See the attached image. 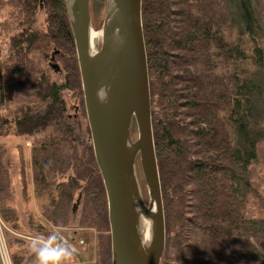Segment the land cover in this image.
I'll use <instances>...</instances> for the list:
<instances>
[{
    "label": "trees",
    "instance_id": "16d2710c",
    "mask_svg": "<svg viewBox=\"0 0 264 264\" xmlns=\"http://www.w3.org/2000/svg\"><path fill=\"white\" fill-rule=\"evenodd\" d=\"M92 2L101 14L104 0ZM41 10L45 30L38 23ZM263 10L264 0L141 1L165 223L161 264H264V214L251 210L256 151L247 122L261 89L253 77L234 70L248 64L264 72ZM50 47L71 62L66 80L58 84L39 67ZM70 89L82 101L64 0H0V130L6 121L9 134L32 140L35 191L46 197L52 222L66 220L65 208L58 213V198L80 195L83 218L108 230L106 194L89 132L78 149L77 131L63 118L62 93ZM5 153L2 144L0 159ZM67 170L71 175L59 184L54 174ZM9 193L0 161V218L20 231ZM4 235L11 252L14 243L20 245L7 231ZM107 259L109 254L100 264Z\"/></svg>",
    "mask_w": 264,
    "mask_h": 264
},
{
    "label": "water",
    "instance_id": "95a60500",
    "mask_svg": "<svg viewBox=\"0 0 264 264\" xmlns=\"http://www.w3.org/2000/svg\"><path fill=\"white\" fill-rule=\"evenodd\" d=\"M141 1L106 0L102 26L94 30L90 0H64L94 159L106 194L111 264H161L165 249ZM101 89L108 92L107 103L98 99ZM133 121L135 141L131 138ZM137 157L147 202L135 173ZM79 200L80 195L73 212ZM144 219L147 235L140 225Z\"/></svg>",
    "mask_w": 264,
    "mask_h": 264
},
{
    "label": "rangeland",
    "instance_id": "374dc122",
    "mask_svg": "<svg viewBox=\"0 0 264 264\" xmlns=\"http://www.w3.org/2000/svg\"><path fill=\"white\" fill-rule=\"evenodd\" d=\"M105 4L106 0H104V6L102 13L100 14L99 11H95L94 8V2H92V6L90 9V19L91 24L94 28V30H99L103 23L104 18V10H105ZM96 5V4H95ZM40 14H38V23L41 26L43 30L46 28V22H45V15L44 12L41 10L39 11ZM260 18L263 21L264 24V10L262 14H260ZM101 46V39L98 40V48ZM56 47H50L48 50L44 51L45 53L44 57L40 58L39 56V67L42 69L45 77H48L50 81H54L57 84L61 83L62 81H65L68 75V66L71 65V62L68 61V56H60L58 55L54 58L53 61H50V58L52 54L54 53ZM63 55V54H61ZM57 65L60 69L59 72H56L54 68H51L49 64ZM234 70L240 74L241 76H247L250 75L253 77V79L257 82L261 89V96L257 98L255 101H253V110L252 113L248 119V133L250 137V141L254 142L255 144V151H256V161L251 165V179L253 183V187L255 189V195L251 197V210L253 211H259L262 214H264V72H260L256 69H253L249 67L248 64L237 66L234 68ZM79 72V70H78ZM80 89H81V95H82V88H81V81H80ZM62 99L66 104L67 107V114L73 116L74 111L73 108L75 106H80V109L84 111V115H80L77 120H73L72 126L76 129L77 133V140H78V149H81L82 145L85 142L86 134L85 132L88 130V123L86 119V113L84 108V102H83V95H82V101L80 99L79 93L74 92L73 89H70L68 92L62 93ZM12 130L9 128V126L3 127L1 126L0 130V141H2V138H5L8 136L9 142L3 144L6 152H10L11 149H17L20 148V153L23 157V149L25 148V141H29L30 144L27 142V147L32 149V140L24 139L23 137H20V142L15 143L13 140V136H16L14 133H10L9 131ZM53 129L47 130L44 134V136L49 135V133L52 132ZM8 134V135H7ZM90 135V133H89ZM41 136V135H40ZM2 137V138H1ZM131 138L133 141L137 139V128L136 124L133 121L131 124ZM23 141V142H22ZM31 146V147H30ZM19 152V151H18ZM31 169V167H30ZM21 171L23 173L25 172V168H21ZM29 175H32L33 172H28ZM135 173L137 177V181L139 184L140 192L142 195V198L145 202L148 201V193L146 186L144 184L143 175L140 167L139 158H136L135 161ZM55 178L58 181L59 184H62L66 181V177L71 175V171L67 170L64 174L61 175V173L56 172ZM28 177L22 176V184L24 186V189L22 190V193H25L26 195L23 197H19L18 194L15 193L16 189H18V183L12 184L10 186V193H9V203L10 206L15 207H21V205L27 204V203H34L35 206H37V209H33L32 211H26L24 214L27 218L24 225H18V230L20 231H13L9 227H5L7 231V234L11 236V239H18V241H22V239L19 240L18 237H16V234H19L21 236H36L39 235V232H45L46 234L51 232L54 228L57 226H64L66 229L64 231L65 237L78 249V254L75 258L74 264H100L102 260L108 257L109 254V264H111V244H110V234H109V225L108 230L104 229L102 225H93L91 223V220H88L86 218H83V214L86 212L85 210V204L79 200V204L75 211L73 212V205L76 203V195L73 197L71 201H67L65 198L61 197L57 200L58 205V213L65 208L67 211L66 220H60L59 222H49L52 220V214H50V208L48 207L47 199L45 196H39L36 194L35 191V182L34 178L33 185H34V192L33 194L27 193V184L30 183L31 178H29V182L27 181ZM44 208L45 212H42L41 210ZM16 209V208H15ZM21 212L20 209H16V212ZM88 212V211H87ZM27 213H30L28 215ZM19 214V213H18ZM32 214V215H31ZM62 214V212H61ZM20 216V214L18 215ZM87 217H91L89 212L87 214ZM44 218L48 219L49 221H45ZM52 223H55L52 225ZM95 223V222H94ZM99 224V223H98ZM5 230V231H6ZM18 232V233H17ZM109 237V243L107 244V238ZM6 238V237H5ZM27 241V240H25ZM17 246L16 243L12 245V247ZM28 247V246H27ZM13 250V248H12ZM109 250V252H108ZM30 254V251L29 253ZM33 257V255L31 254ZM106 260V261H107ZM108 261L106 264H108Z\"/></svg>",
    "mask_w": 264,
    "mask_h": 264
},
{
    "label": "crops",
    "instance_id": "0c3cea01",
    "mask_svg": "<svg viewBox=\"0 0 264 264\" xmlns=\"http://www.w3.org/2000/svg\"><path fill=\"white\" fill-rule=\"evenodd\" d=\"M8 124H9L8 122L3 121L1 126L6 127ZM8 140H9L8 136H6L5 138H2V141H0V145L8 143L9 142ZM13 140L15 143H18V142H20L19 141L20 137L13 136ZM27 142L30 144V142L28 140L24 142L25 148H24V153H23V157H24V160L26 162V168H25L26 173H23L21 171L20 157H19L20 153L18 152L19 149L18 150L16 148L11 149L10 152H6L5 154H2V158L0 159L1 165L5 171V174H6V179L9 182V192H10L11 182H12V184L18 183V189H16L15 193L18 194L19 197H20V194L22 193V190H21V187L23 186L22 176L23 177L26 176V178L28 177V180L26 179L28 182H29V178H31L30 183L27 184V182H26V185L28 186L27 187L28 196H29V194H33V192H34V185H33L34 182L32 180L33 173H32V175H29V173H28V172H32V167H31V149L26 146ZM30 167H31V169H30ZM12 207L14 209L15 208L18 210L20 209V211H21V212L18 211V213L20 214V216H18L19 220L17 221L18 225H24L25 224V221L27 220V218H26L24 213L26 211L29 212V211H32L33 209H35V210L37 209V206H35L34 203H27V204L23 203L20 208L15 207L13 205H12ZM27 214L30 215V213H27ZM44 220L49 221L46 218H44ZM49 222H51V220ZM53 224H55V223H52V225ZM6 231H8V230H6ZM47 234H49V232ZM14 235H16V237H18L19 240L22 239L23 242L20 241V245L19 244H17V246L14 245L12 252L9 250L11 255L14 254L13 264H33L34 256L32 257L31 253L30 254H28V253H29V244L31 242V238L34 236H28L27 235L24 237V236H21V235L16 234V233ZM25 240H27V241H25ZM15 255H17L18 257ZM15 261H16V263H15Z\"/></svg>",
    "mask_w": 264,
    "mask_h": 264
},
{
    "label": "clouds",
    "instance_id": "9594fccd",
    "mask_svg": "<svg viewBox=\"0 0 264 264\" xmlns=\"http://www.w3.org/2000/svg\"><path fill=\"white\" fill-rule=\"evenodd\" d=\"M101 103H107L108 92H98ZM66 229L60 225L47 235L31 238L29 251L34 256L33 264H74L78 249L63 234ZM0 264H13L6 238L0 233Z\"/></svg>",
    "mask_w": 264,
    "mask_h": 264
},
{
    "label": "flooded vegetation",
    "instance_id": "af4514ba",
    "mask_svg": "<svg viewBox=\"0 0 264 264\" xmlns=\"http://www.w3.org/2000/svg\"><path fill=\"white\" fill-rule=\"evenodd\" d=\"M58 53H59L58 51H54V53L52 54V56L50 58V61H53L54 58L58 55ZM49 66L51 68H54L56 70V72H59L60 71V69H59V67L57 65H53V64L50 63ZM65 92H68V91H65ZM82 108L80 109V106L79 105L78 106H75V108H73L74 115L71 116V115H69V114L66 113L67 112V107H66V104L64 102V104H63V118H64V120L66 122H68V123H73V120L75 121V120L78 119V117L80 115H84V111L82 110ZM43 136H44V134H43ZM43 136H40V137H43Z\"/></svg>",
    "mask_w": 264,
    "mask_h": 264
},
{
    "label": "bare ground",
    "instance_id": "6f19581e",
    "mask_svg": "<svg viewBox=\"0 0 264 264\" xmlns=\"http://www.w3.org/2000/svg\"><path fill=\"white\" fill-rule=\"evenodd\" d=\"M100 37H101V35H100ZM100 37H99V39H100ZM140 225H141L142 231L144 230L145 235H147V233H148V223H147L146 219L141 220V224Z\"/></svg>",
    "mask_w": 264,
    "mask_h": 264
},
{
    "label": "built area",
    "instance_id": "2783aa9c",
    "mask_svg": "<svg viewBox=\"0 0 264 264\" xmlns=\"http://www.w3.org/2000/svg\"><path fill=\"white\" fill-rule=\"evenodd\" d=\"M5 230H6L5 225L0 218V233H2L4 235ZM4 237H5V235H4Z\"/></svg>",
    "mask_w": 264,
    "mask_h": 264
}]
</instances>
